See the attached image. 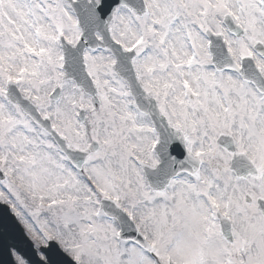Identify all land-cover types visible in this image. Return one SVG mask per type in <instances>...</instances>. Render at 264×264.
<instances>
[{
  "label": "snow or ice",
  "instance_id": "6c2138e0",
  "mask_svg": "<svg viewBox=\"0 0 264 264\" xmlns=\"http://www.w3.org/2000/svg\"><path fill=\"white\" fill-rule=\"evenodd\" d=\"M0 264H264V0H0Z\"/></svg>",
  "mask_w": 264,
  "mask_h": 264
}]
</instances>
